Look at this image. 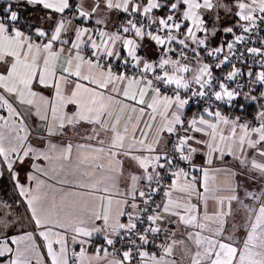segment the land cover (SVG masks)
Segmentation results:
<instances>
[{
	"label": "snow or ice",
	"instance_id": "obj_1",
	"mask_svg": "<svg viewBox=\"0 0 264 264\" xmlns=\"http://www.w3.org/2000/svg\"><path fill=\"white\" fill-rule=\"evenodd\" d=\"M7 187L6 264H264V0H0Z\"/></svg>",
	"mask_w": 264,
	"mask_h": 264
},
{
	"label": "crops",
	"instance_id": "obj_2",
	"mask_svg": "<svg viewBox=\"0 0 264 264\" xmlns=\"http://www.w3.org/2000/svg\"><path fill=\"white\" fill-rule=\"evenodd\" d=\"M44 94L48 95L49 93L45 92ZM252 109H254V108H252ZM27 123L29 124L31 129L42 131L41 122H40L39 118L34 115V113H33V115L29 116ZM34 135H35V132H34ZM69 140L73 143V145H76L78 143L83 142L78 137L69 136L67 139H65L63 141H61L58 138H54L53 143H57L63 148V147L67 146V143ZM92 144H93V146H95V142H92ZM77 155H78L77 151L74 150L73 155H72L73 164H75V162H76ZM229 160H230V158H226V161L224 163H217L215 165V167L227 168V164H228ZM35 163H38L41 166H46L45 161H35ZM101 163H107V162L102 160ZM87 170L90 173H95L96 178L99 179V171L95 168L94 165L91 168H88ZM81 179H83V177H81ZM214 183H215L216 187H218L219 189L222 190L220 192V195H227L226 191H223V190L227 189V187L231 183V178L226 174V172H221V173H218L216 175V179H215ZM55 186L60 187V185H55ZM72 190L75 191L76 189H72ZM125 191H126V189H125V185H124L123 181H117L115 186H113L111 184L108 185L107 193H105V192L93 193L91 195L90 204L99 210L101 206H100L99 201L96 199V197L99 196V197L103 198L104 209H107V201L109 199H111L112 200V211H113V213H115V211L117 210L118 204L121 208H123L122 203H119V202L122 201V198H123ZM0 192L3 195V198L0 197V199L6 200V198L4 197V193H3L4 190H0ZM25 218L27 219V217H25ZM26 219L24 220V224L27 222ZM123 222H126V217L124 218ZM9 231L12 233L9 234ZM29 231H32L31 225L22 226V227H9L6 231H0V236H8V237L24 236L26 234V232H29ZM5 233H7V235H4ZM35 235H36L35 243H36L37 247H36L35 251L32 253V257H31L33 260V264H41V262H44V264H50V258L47 256V249L45 246V242L43 241L42 238H40L38 236V234H35ZM76 252L77 253L79 252V245L76 246ZM87 254L89 256H91V255H94V252L92 251V249H88ZM6 260H7V257H0V264H6Z\"/></svg>",
	"mask_w": 264,
	"mask_h": 264
},
{
	"label": "trees",
	"instance_id": "obj_3",
	"mask_svg": "<svg viewBox=\"0 0 264 264\" xmlns=\"http://www.w3.org/2000/svg\"><path fill=\"white\" fill-rule=\"evenodd\" d=\"M249 110L254 111V109H252V107H250ZM10 191H11L10 187H7L4 189V197L6 198V200L13 195L12 191L11 192Z\"/></svg>",
	"mask_w": 264,
	"mask_h": 264
},
{
	"label": "rangeland",
	"instance_id": "obj_4",
	"mask_svg": "<svg viewBox=\"0 0 264 264\" xmlns=\"http://www.w3.org/2000/svg\"><path fill=\"white\" fill-rule=\"evenodd\" d=\"M4 193V192H3ZM0 197L3 198L2 193L0 192ZM26 219V218H25ZM27 221V219H26ZM29 224L26 222L25 224H23V226H28ZM30 229V228H29ZM12 232L9 231V234H11ZM4 235H7V233H5Z\"/></svg>",
	"mask_w": 264,
	"mask_h": 264
},
{
	"label": "built area",
	"instance_id": "obj_5",
	"mask_svg": "<svg viewBox=\"0 0 264 264\" xmlns=\"http://www.w3.org/2000/svg\"><path fill=\"white\" fill-rule=\"evenodd\" d=\"M195 109H193V111H194Z\"/></svg>",
	"mask_w": 264,
	"mask_h": 264
}]
</instances>
